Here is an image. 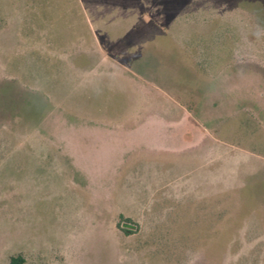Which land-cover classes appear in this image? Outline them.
I'll list each match as a JSON object with an SVG mask.
<instances>
[{
	"label": "rangeland",
	"instance_id": "374dc122",
	"mask_svg": "<svg viewBox=\"0 0 264 264\" xmlns=\"http://www.w3.org/2000/svg\"><path fill=\"white\" fill-rule=\"evenodd\" d=\"M183 111L211 140L113 176L87 164ZM14 258L264 264V0H0V264Z\"/></svg>",
	"mask_w": 264,
	"mask_h": 264
},
{
	"label": "crops",
	"instance_id": "0c3cea01",
	"mask_svg": "<svg viewBox=\"0 0 264 264\" xmlns=\"http://www.w3.org/2000/svg\"><path fill=\"white\" fill-rule=\"evenodd\" d=\"M186 117H190V115L187 111H183L181 116L177 118L184 119L180 126H176V119L162 118L165 126L160 129L146 126V124H149V120L155 119L149 117L144 124L138 127L137 138H129V144L122 143V145H119L114 142L111 143L107 139L100 143V146L98 145L97 148L93 149L95 152L84 154L85 157H89L88 161L90 163L87 162V164L112 168L111 173L113 176L116 171L115 167L119 164L121 165V161L125 163L135 153H138V164L146 163L145 161L156 162L159 157L171 156L186 150L196 149L206 143L208 139L211 140L210 137L208 138V133L204 128L194 125ZM82 156L83 154L81 153ZM81 157L80 163L82 164L83 161L81 159L83 157Z\"/></svg>",
	"mask_w": 264,
	"mask_h": 264
},
{
	"label": "trees",
	"instance_id": "16d2710c",
	"mask_svg": "<svg viewBox=\"0 0 264 264\" xmlns=\"http://www.w3.org/2000/svg\"><path fill=\"white\" fill-rule=\"evenodd\" d=\"M21 260H16L15 258L14 259H11L10 263L11 264H19Z\"/></svg>",
	"mask_w": 264,
	"mask_h": 264
}]
</instances>
